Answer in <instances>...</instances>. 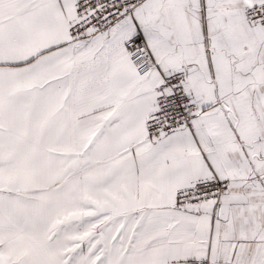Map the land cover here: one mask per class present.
Masks as SVG:
<instances>
[{
    "label": "snow or ice",
    "instance_id": "obj_1",
    "mask_svg": "<svg viewBox=\"0 0 264 264\" xmlns=\"http://www.w3.org/2000/svg\"><path fill=\"white\" fill-rule=\"evenodd\" d=\"M0 264H264V0H0Z\"/></svg>",
    "mask_w": 264,
    "mask_h": 264
}]
</instances>
